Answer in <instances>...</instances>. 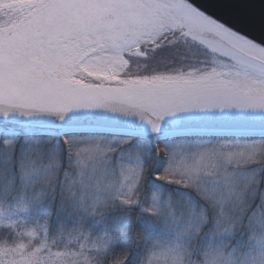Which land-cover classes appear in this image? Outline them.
<instances>
[{
	"label": "snow or ice",
	"instance_id": "obj_1",
	"mask_svg": "<svg viewBox=\"0 0 264 264\" xmlns=\"http://www.w3.org/2000/svg\"><path fill=\"white\" fill-rule=\"evenodd\" d=\"M65 194L133 243L53 233ZM0 231V264H264V0H0Z\"/></svg>",
	"mask_w": 264,
	"mask_h": 264
},
{
	"label": "trees",
	"instance_id": "obj_2",
	"mask_svg": "<svg viewBox=\"0 0 264 264\" xmlns=\"http://www.w3.org/2000/svg\"><path fill=\"white\" fill-rule=\"evenodd\" d=\"M57 205H60V197L57 196ZM75 202L65 194L64 208L61 212H53L50 216L39 217L41 222L48 221L53 233L57 232L61 227L70 229L74 223L83 222L85 231L91 232L92 240L103 237L107 232L116 238V241L129 246L133 243L135 231L139 224L135 211H130L121 207L108 206H92L88 207L87 213H80L74 206ZM7 233L0 231V237L6 238ZM92 264H104L97 257Z\"/></svg>",
	"mask_w": 264,
	"mask_h": 264
},
{
	"label": "rangeland",
	"instance_id": "obj_3",
	"mask_svg": "<svg viewBox=\"0 0 264 264\" xmlns=\"http://www.w3.org/2000/svg\"><path fill=\"white\" fill-rule=\"evenodd\" d=\"M89 206H91V204H89Z\"/></svg>",
	"mask_w": 264,
	"mask_h": 264
}]
</instances>
